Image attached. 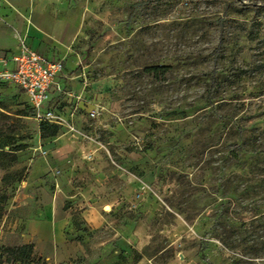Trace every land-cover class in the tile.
Here are the masks:
<instances>
[{"label": "rangeland", "instance_id": "obj_1", "mask_svg": "<svg viewBox=\"0 0 264 264\" xmlns=\"http://www.w3.org/2000/svg\"><path fill=\"white\" fill-rule=\"evenodd\" d=\"M21 42L81 100L42 138L0 85L2 263L264 264V0H0Z\"/></svg>", "mask_w": 264, "mask_h": 264}, {"label": "built area", "instance_id": "obj_2", "mask_svg": "<svg viewBox=\"0 0 264 264\" xmlns=\"http://www.w3.org/2000/svg\"><path fill=\"white\" fill-rule=\"evenodd\" d=\"M63 64L62 60L47 61L25 42H21L17 54L0 55V84L17 86L27 97V103L40 122L65 126L72 131L73 126L63 119L60 112L46 105L51 91L58 96L75 98L77 103L81 100L80 95L63 89L57 81L63 72ZM75 107L74 111L79 108V104ZM89 115L94 117L96 110L90 111Z\"/></svg>", "mask_w": 264, "mask_h": 264}, {"label": "trees", "instance_id": "obj_3", "mask_svg": "<svg viewBox=\"0 0 264 264\" xmlns=\"http://www.w3.org/2000/svg\"><path fill=\"white\" fill-rule=\"evenodd\" d=\"M167 67H149L145 69V72L153 74L157 77L160 73L164 74L167 71ZM2 85V84H0ZM40 134L42 138L45 137H56L58 135V126L49 125L47 122L40 124ZM34 245H21L13 249H6L8 257L3 261V263H13L19 262L20 264H32L33 262V251ZM0 261V264H3Z\"/></svg>", "mask_w": 264, "mask_h": 264}, {"label": "crops", "instance_id": "obj_4", "mask_svg": "<svg viewBox=\"0 0 264 264\" xmlns=\"http://www.w3.org/2000/svg\"><path fill=\"white\" fill-rule=\"evenodd\" d=\"M50 7H53V6L51 5ZM26 44H27L28 47H30L31 50H33L34 52L38 53L39 55H42L47 61L62 60V59H59L57 57L53 58L51 55H48V54H46L44 52H39L37 49H34L33 47H31L28 43H26ZM18 52H19V47L16 48L15 50H13V51L0 52V55L12 56L13 54H17ZM68 74H69V72L66 71V66H65V63H64L63 64V72L57 78V81L59 82L61 87L63 89H65V90H68L67 88H71V85H72V82H71L72 81V76L70 77V75H68ZM26 99H27V97H26ZM63 102H66V97L58 96L57 94L53 93V91H51L50 95H49V101H48V103L46 105H47V107L50 106L51 108H54L56 111L58 110L60 112L61 103H63ZM79 107L83 108V104L79 103ZM49 217H50V219H49L50 224L56 226L57 222L55 221V217H56L55 213H50Z\"/></svg>", "mask_w": 264, "mask_h": 264}]
</instances>
